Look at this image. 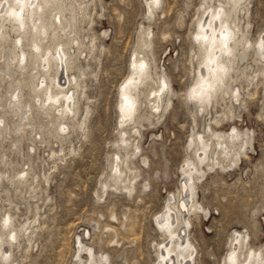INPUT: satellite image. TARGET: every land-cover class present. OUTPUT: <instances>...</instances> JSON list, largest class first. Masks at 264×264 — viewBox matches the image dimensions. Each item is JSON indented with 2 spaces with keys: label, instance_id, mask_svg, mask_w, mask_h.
<instances>
[{
  "label": "rangeland",
  "instance_id": "rangeland-1",
  "mask_svg": "<svg viewBox=\"0 0 264 264\" xmlns=\"http://www.w3.org/2000/svg\"><path fill=\"white\" fill-rule=\"evenodd\" d=\"M230 1L158 0L152 9L148 0L51 4L46 15L57 6L76 17L69 31L79 44L59 31L74 63L61 84L77 78L64 86L77 90L75 113L64 116L37 108L45 99L31 90V68L15 64L13 79L7 76L17 33L0 14V247L10 252L0 264H160L170 239L159 219L178 202L185 164L196 162L202 140L212 149L194 176L196 211L181 229L195 248L191 264H227L237 233L244 252L264 249V61L256 50L264 0H244L233 20L223 16L236 34L233 69L209 105L193 94L206 62L200 22L221 7L228 12ZM135 57L145 59L147 78L133 120L121 127L119 93ZM11 93L31 108H14ZM233 130L241 135L234 143ZM217 134L231 156L218 148Z\"/></svg>",
  "mask_w": 264,
  "mask_h": 264
},
{
  "label": "bare ground",
  "instance_id": "bare-ground-1",
  "mask_svg": "<svg viewBox=\"0 0 264 264\" xmlns=\"http://www.w3.org/2000/svg\"><path fill=\"white\" fill-rule=\"evenodd\" d=\"M148 1L150 9H152L156 6L158 0ZM57 2L58 0H6L4 9L0 14H3L1 22L5 24L9 23L17 33V38L9 55L7 76L13 79L12 67L15 64L22 70L31 68V90L36 94L40 93L45 99H39L40 108L38 106L37 108L45 111L50 110V112L55 111L58 115L64 116L75 111L74 98L75 92L77 93V90L71 93V89L67 90L64 86L66 84L71 85L73 81L76 82L77 78L74 77L73 80L68 79L66 84H61L62 75L65 74V70L67 71L71 68L74 63L72 59H70L71 54L69 53V48L59 41V31L63 32L66 37L71 39L69 29L73 21L76 20V17H67L58 13L59 9L57 6L50 8L46 15L45 11L51 4L56 5ZM230 2L231 8L228 12L221 7L219 10L211 12L207 21H203V23L200 22V30L197 36L201 39V45L205 46L202 48H205L203 57L206 62L204 68L199 70L198 82L193 88V94L201 107L209 105L212 99L216 98L217 91L221 86H224L226 78L225 72H230L234 66V60L231 57L234 47L230 45V42L233 38L232 36L236 34L228 21H222V18L225 16L233 20L238 14H235V12L239 11L241 7L244 6V0H231ZM2 4L3 3L0 2V6ZM214 22L216 23L215 25L213 24ZM1 30L4 36V27H1L0 31ZM238 32L240 33L242 31L238 30ZM32 37L35 39L32 40ZM242 37H245L244 32H242ZM25 40L29 42L30 53L25 50L23 44ZM70 41L72 44H79L75 39H71ZM238 43V41H234L235 46H237ZM256 47L257 53L264 61V36L257 42ZM249 48L250 45L248 48H245L244 57H246ZM130 72V75L122 84L119 93V108L123 113L122 120L120 121L121 127H124L133 120L138 101L137 90L147 78L145 59H134ZM48 81H50V84H48ZM75 86V89L78 87L80 88L78 83H76ZM165 87V83H162L160 89L153 93L155 97L153 100V109L155 112H159L162 108L160 93ZM11 97L15 99V103L13 104L14 108H31L29 104L23 103L20 94L11 93ZM238 97H240L239 92L234 95L235 99ZM62 101L63 103H60ZM47 104H49L48 107H46ZM27 113L26 111V114ZM26 114L23 115L26 116ZM25 119L27 121L30 117L27 116ZM1 120L2 119H0V122ZM58 126L65 133L68 131V126H65V124H60ZM121 136L122 139H124L126 134L121 132ZM215 137L220 139L218 148L221 150L224 149L223 152L226 154V157L231 156L232 150L225 144V136L217 134ZM229 138L234 143L241 138V135L233 130ZM211 149L212 145L208 142L204 140L200 142L196 162L188 161L185 164L186 166L183 171L185 182L181 185L178 202H176V205L170 204L166 212L159 219L160 228L170 239L169 244L165 246L164 250L159 255L161 258L160 264L193 263L195 248L187 236L181 232V229L185 231V229L189 228L190 214L196 211V205L194 204V176L202 174L203 166L207 162V155ZM116 172L119 173V179H121L124 172H120L118 167L116 168ZM125 188L130 189L129 187ZM186 206L187 210L185 211L184 209ZM243 239L241 234H236L234 238L235 243H233L234 246L227 259V264H264V249L259 251L248 250L244 252L245 243ZM2 247L3 246L0 247V254H2L4 258H9L8 255H10V252H6ZM89 255L93 260V253L89 252ZM105 263H108L107 259Z\"/></svg>",
  "mask_w": 264,
  "mask_h": 264
},
{
  "label": "water",
  "instance_id": "water-1",
  "mask_svg": "<svg viewBox=\"0 0 264 264\" xmlns=\"http://www.w3.org/2000/svg\"><path fill=\"white\" fill-rule=\"evenodd\" d=\"M185 211L187 210V206H186V208L184 209Z\"/></svg>",
  "mask_w": 264,
  "mask_h": 264
}]
</instances>
